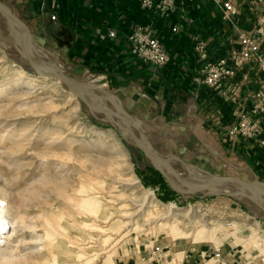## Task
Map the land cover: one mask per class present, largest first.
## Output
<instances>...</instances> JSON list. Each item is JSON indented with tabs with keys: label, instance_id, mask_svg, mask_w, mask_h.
I'll return each mask as SVG.
<instances>
[{
	"label": "rangeland",
	"instance_id": "rangeland-1",
	"mask_svg": "<svg viewBox=\"0 0 264 264\" xmlns=\"http://www.w3.org/2000/svg\"><path fill=\"white\" fill-rule=\"evenodd\" d=\"M7 1L14 12L34 28L40 49L54 54L60 67L75 77L72 66L64 62L63 57L54 50L52 42H57L60 36L55 32V24L51 19L52 9L46 4L40 6L39 10L48 14L39 16L38 8H31L34 3L32 0H29L30 5H26L23 0ZM2 36L8 37L9 41ZM0 40L6 41L0 42V180L6 181L13 189L8 194L10 202L16 200L18 204L22 203L21 210L27 223L37 224L39 232L51 233L45 235L44 251L48 255L55 253L58 264H141L138 261L128 262L134 250L151 247L153 243L163 245L162 241L172 238L220 247L221 259L217 261L220 264H225L222 255L224 249L235 251V257L240 259L237 262L240 263L264 259V211L255 200L178 192L152 165L155 173L146 174L147 178H144L139 173L145 170L143 161H146V157L142 151L123 139L109 121L94 114L61 81L38 75L24 62L23 52L12 40L1 13ZM75 78L102 86L109 83L108 77L89 71ZM86 94L90 99L96 98L92 91ZM96 94L99 96V93ZM135 121L136 126L143 123L146 138L153 147L163 152L169 151L170 146L164 140L161 127H155L146 116H136ZM144 122L152 127V131H148V125ZM49 128L59 129L60 136H72V150L78 156L88 154L92 158L85 164L79 159L68 160L69 166L65 164L60 168L62 171L58 173L57 179L40 183L37 179L54 172L52 165L60 158L38 154L39 150L47 148L39 137ZM11 132L18 135L12 136ZM206 136L208 140H203V144L198 141L199 148L189 141L188 149L195 147L196 150L195 153L187 150L184 156L213 173L225 174L229 171L247 179L257 175L264 180V163L253 159L254 163L248 165L242 157L234 158L228 149L222 154L213 153L212 139H209V134ZM193 138L194 132L188 129L183 131V141ZM221 144L228 145V142L222 140ZM16 158L22 166L12 163ZM95 159H101L103 164L94 162ZM112 159L115 162L110 163L108 160ZM70 167L75 168V171ZM131 172L138 177L142 187L152 189L162 203L173 202L181 209L183 214L179 215L177 221L180 233L172 232L168 226L157 230L155 220L158 215L153 211L147 210L143 215L136 213L135 222L120 216L134 211V208L126 205L130 195L139 198L140 191L137 188L123 189L122 182L131 176ZM61 180L66 182V186L58 183ZM37 186H43L40 196L28 190ZM210 187L221 188L216 184ZM100 210L104 218L96 215V211ZM188 218H193L197 223L196 229L203 230L200 238H194V227ZM231 221L233 226L228 227L227 222ZM184 222L189 227L182 232ZM96 224H101L102 228ZM33 233V228H26L25 239L19 244V250L35 245ZM37 258L40 257L31 255L28 260L39 264Z\"/></svg>",
	"mask_w": 264,
	"mask_h": 264
},
{
	"label": "crops",
	"instance_id": "crops-1",
	"mask_svg": "<svg viewBox=\"0 0 264 264\" xmlns=\"http://www.w3.org/2000/svg\"><path fill=\"white\" fill-rule=\"evenodd\" d=\"M23 1L26 5L31 4L29 0ZM32 1L31 8H38L37 15L47 16L48 12L39 10L41 3ZM232 1L239 9L228 21L222 18L220 8L213 0H173L170 14L161 13L156 6L142 8L139 0H57L54 11L59 22L54 24L60 38L52 43L64 62L72 66L75 77L87 71L108 77L109 87L127 110L134 116H146L155 127H161L165 142L171 146V140L175 150L189 146V141L198 144L209 134L211 145L220 154L228 149L234 158L242 157L248 165L254 163L253 159L264 163V147L256 139L243 137L237 144L214 146L213 142L220 141L222 132L237 118L234 110L238 105L196 80L201 66L193 49L196 35L206 38L209 58L215 59L239 48L237 29L251 30L256 25L260 5L252 0ZM176 23L180 24V30L173 32ZM133 24L152 27L169 53L167 64L146 63L131 53L128 35ZM111 27L116 29L117 36L101 40L98 30L106 32ZM261 46L264 49V42ZM261 76L257 61L251 60L238 67L235 76L228 79L230 83H240L238 97L244 107L253 104ZM182 124L187 127L182 129ZM148 128L152 131L150 125ZM187 129L194 132L195 140L183 141V131ZM143 163L145 170L142 169L141 175L144 178H147L146 174L155 173L150 164ZM161 244L167 247L165 264H175V254H180L177 264H220L214 257L212 244L173 238ZM151 247L134 250L128 262L157 264L151 257ZM222 255L225 264H264L263 258L262 261L237 262L240 259L229 249H224Z\"/></svg>",
	"mask_w": 264,
	"mask_h": 264
},
{
	"label": "built area",
	"instance_id": "built-area-1",
	"mask_svg": "<svg viewBox=\"0 0 264 264\" xmlns=\"http://www.w3.org/2000/svg\"><path fill=\"white\" fill-rule=\"evenodd\" d=\"M41 6L48 5L52 10L51 19L59 22L58 14L54 11L58 5L57 0H38ZM220 8L224 20H232L238 13V6L232 0H213ZM260 5V13L256 25L251 30L237 29L235 32L239 43L238 49H232L228 55L210 59L208 55V42L206 38L196 35L193 49L201 61L199 74L196 80L220 93L226 100L237 104L235 108L236 119L222 132V139L213 142L218 147L224 140L230 144H237L243 137L256 139L264 146V0H252ZM142 8L156 6L161 13L170 14L173 9V0H139ZM180 30V24L172 27L173 32ZM117 31L111 27L106 32L98 30L101 40L114 39ZM130 51L139 59L156 66H164L169 62V53L165 44L155 35L150 25H132L128 35ZM256 60L261 73L260 88L254 94V102L250 107H244L239 101L238 91L240 83H230L228 79L235 76L237 68L245 62ZM239 103V104H238ZM222 145V144H221ZM165 246L153 243L151 257L157 264H165ZM214 257L221 259L220 247L214 246Z\"/></svg>",
	"mask_w": 264,
	"mask_h": 264
},
{
	"label": "water",
	"instance_id": "water-1",
	"mask_svg": "<svg viewBox=\"0 0 264 264\" xmlns=\"http://www.w3.org/2000/svg\"><path fill=\"white\" fill-rule=\"evenodd\" d=\"M0 13L3 15L12 40L23 52L24 62L28 63L38 75L61 81L71 93L77 95L86 106L100 118L109 121L129 144L138 147L146 162L166 177L169 184L178 192L196 195H224L229 197H246L255 200L264 211V196L256 188V183L264 180L255 175L253 179L232 174L213 173L199 166L189 157L173 152V142L170 150L163 152L152 146L145 138L142 139L141 129L135 125L134 116L123 105L119 96L111 89L94 82L80 80L67 74L59 65L54 54L45 53L40 49L39 38L34 28L22 17L17 15L7 0H0ZM15 22L22 28L20 38L15 35L11 23ZM3 37V36H2ZM27 37V38H26ZM9 41L8 37H3ZM26 38V40H25ZM25 40V41H23ZM94 92L98 102L91 101L86 93ZM96 93H99L97 96ZM124 122V123H123ZM187 124L180 127L185 129ZM177 134V133H176ZM181 168V170H180ZM240 168L246 169L240 166ZM212 184H232L233 188H211Z\"/></svg>",
	"mask_w": 264,
	"mask_h": 264
},
{
	"label": "bare ground",
	"instance_id": "bare-ground-1",
	"mask_svg": "<svg viewBox=\"0 0 264 264\" xmlns=\"http://www.w3.org/2000/svg\"><path fill=\"white\" fill-rule=\"evenodd\" d=\"M11 26H12V29H13L15 35L18 38H20L21 34H22L21 33L22 28L19 25H16L15 22H12ZM17 26H18V35H17ZM26 38H25V40H26ZM25 40H23V41H25ZM0 42H2V41L0 40ZM3 42H6V41H3ZM103 86L109 87L110 82L106 85H103ZM90 100L94 101V102H98L97 98L90 99ZM135 124H136V121H135ZM138 127L141 129V131L143 133L141 138L142 139L145 138L147 140V138H146L147 136H146V133L144 131L143 123H140L138 125ZM148 129H149L148 131L151 130V128H148ZM59 131L60 130L57 128H49L43 134H41L39 137L40 138L39 140H41V141L43 140V142L47 145V148L45 150H43V151L39 150L38 151L39 155L45 156V157L53 156L54 158L59 156L61 158V159L59 158L55 161L56 164L54 163V165H52L54 172H52L51 174H47V175L41 174L42 175L41 177H39L40 175L37 176V177H39L37 180L40 181V183H44L47 181H52V180L57 179V176L59 175L58 173L59 172L61 173V171H62V170H60V168L62 166H64L65 164L67 166H69L68 160L79 159L81 163L85 164V162H89L90 159L92 158L88 154L78 156L71 148L72 143L74 142V138L72 136H60ZM10 135L16 136V135H18V133H16V132L12 133L11 132ZM7 136H9V135H7ZM3 137H5V135ZM49 146H52V147L49 148ZM10 147H13V146H10ZM56 148H60V150L57 149L58 151H56ZM108 161L110 163L115 162V160H113V159L108 160ZM94 162H97L99 164H103V161L101 159H95ZM12 163L15 166H19V165L22 166L20 164L18 158L14 159V161ZM72 170L75 171V168H73ZM128 172H130V171H128ZM58 183H60L61 186H66V182H63V180L58 181ZM122 185H123L124 190L137 188L140 191V193H139V198L138 197H136V198L131 197V195L130 196L128 195L130 197V198L128 197V199L126 197V199H127L126 205L129 206V208H134V211L129 212V213H125V214H121L120 216H122V217L125 216V217L129 218V221L135 222L134 219L136 218V213H140L143 215L144 213H146L145 211H147V210L153 211L154 213H156L158 215V218L155 220V226H156L157 230H160L161 227H163V226H168L170 228V230L174 233H177V232L180 233L181 232V231H179L181 228L179 227L177 221H178L179 215L183 214V212H181L180 208H177L175 203H173V202L162 203L160 200H158L155 197L152 189L142 187V185L139 182L138 177L133 172H131L130 177L125 178L123 180ZM216 186L221 187V188H228V186L230 188L234 187L232 184H226V185H222V186L216 185ZM42 187L43 186L31 187L28 190L35 193V194H39V196H40ZM256 188L258 189L259 192H261V191L264 192V185L262 183H260V182L256 183ZM12 190L13 189L11 187H9V185L6 183V181L0 180V264H34L28 260V258L31 255L40 257V258H37L39 260H36V262L39 264H58L57 263V256L55 253H53L52 255H48L44 251V249H45V244H44L45 235H50L51 233L49 231L48 232L50 234L48 232H46V233L39 232L36 229L37 224H28L27 223L26 218H25V214L21 210L22 203L18 204V202L16 200H12L10 202V200L8 199V194ZM261 194L264 196V193H261ZM86 197H84V198H86ZM96 203L99 204L98 201ZM119 204H121V203H119ZM125 209H127V208L125 207ZM123 212H126V211H123ZM96 215L100 216L102 218L105 217L102 210L96 211ZM188 219H189V222L192 224L191 226L194 227V229H193L194 238L195 239L200 238L202 236L203 230L202 229H196L197 223L194 221L193 218H188ZM188 225L189 224L184 222V226H183L184 229H182V232L187 231V229L189 227ZM96 226L99 228H102L101 224H96ZM227 226L232 227L233 222L232 221L227 222ZM27 227L33 228L34 236H32V239L35 241L34 242L35 245L30 246V247L21 251V250H19V244L25 239V230ZM78 234H81V233L78 232ZM166 249H167V247L165 248V252H166ZM179 259H180V254L179 255L175 254V258H174L175 264L179 263Z\"/></svg>",
	"mask_w": 264,
	"mask_h": 264
},
{
	"label": "flooded vegetation",
	"instance_id": "flooded-vegetation-1",
	"mask_svg": "<svg viewBox=\"0 0 264 264\" xmlns=\"http://www.w3.org/2000/svg\"><path fill=\"white\" fill-rule=\"evenodd\" d=\"M166 128H167V127H166ZM200 143L203 144V141H202V142L200 141ZM198 146H200V145H199V144L195 145V147H198ZM195 147H193L192 149H188L189 147L184 145L183 148L181 149V151H177V150H175V149L173 148V152H174V153H177V154H179V155H181V156L183 157V156H184V153H185V154L187 153V150L191 151L192 153H195V151H194V150H196ZM198 148H199V147H198ZM215 150H216V151H215ZM212 152H213V153H214V152H218L217 148H215V147L212 146Z\"/></svg>",
	"mask_w": 264,
	"mask_h": 264
},
{
	"label": "trees",
	"instance_id": "trees-1",
	"mask_svg": "<svg viewBox=\"0 0 264 264\" xmlns=\"http://www.w3.org/2000/svg\"><path fill=\"white\" fill-rule=\"evenodd\" d=\"M142 160V159H141ZM139 173H141L142 174V170L141 171H139Z\"/></svg>",
	"mask_w": 264,
	"mask_h": 264
}]
</instances>
